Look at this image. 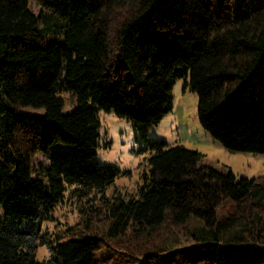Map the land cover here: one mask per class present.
<instances>
[{
	"label": "trees",
	"instance_id": "obj_1",
	"mask_svg": "<svg viewBox=\"0 0 264 264\" xmlns=\"http://www.w3.org/2000/svg\"><path fill=\"white\" fill-rule=\"evenodd\" d=\"M177 80L214 140L264 155V0H0V264H104L106 239L135 264H264V178L199 167V151L146 135L143 185L107 203L105 236L42 234L69 188L104 193L119 176L95 162L99 112L145 134L171 113ZM37 154L51 157L35 173ZM129 231L144 244H123Z\"/></svg>",
	"mask_w": 264,
	"mask_h": 264
},
{
	"label": "rangeland",
	"instance_id": "obj_2",
	"mask_svg": "<svg viewBox=\"0 0 264 264\" xmlns=\"http://www.w3.org/2000/svg\"><path fill=\"white\" fill-rule=\"evenodd\" d=\"M172 94L171 113L145 134L113 113L99 112L101 129L95 162L99 165H112L119 171V176L104 193L91 192L87 196L76 197L73 189L69 188L64 201L47 218L41 220L42 234L51 241V245L76 239L83 234L106 235L110 224L107 203L111 205L118 197L124 200L136 198L143 185V176L148 172L149 154H140L147 146L143 135L149 141H164L169 147L182 145L199 151L202 154L199 167L211 168L223 174L232 173L237 180L264 178V155L231 152L202 128L198 121V97L186 87L184 80L176 81ZM58 95L64 100V111H71L75 105L71 93L63 91ZM21 111L30 116L40 117L45 114L44 109L26 108ZM50 157V154H37L33 158L35 173H38L41 165H48ZM36 177L33 175V178ZM231 208V203L227 202L220 213L225 215ZM160 232L164 234L159 240L164 241L169 236V231ZM132 237V232L129 231L122 239L123 244L130 243L133 248L144 244L142 239L138 241ZM184 243L189 246L187 241ZM115 246L114 241L106 239V247L99 254L100 260H107L104 264H135L132 258L126 257L123 251L120 253V249ZM36 256L39 261H46L50 257L49 248L39 247ZM109 257L111 260L108 261ZM143 261L144 259H139V262Z\"/></svg>",
	"mask_w": 264,
	"mask_h": 264
}]
</instances>
